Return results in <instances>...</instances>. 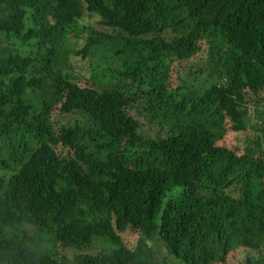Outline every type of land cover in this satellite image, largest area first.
<instances>
[{
    "label": "trees",
    "instance_id": "1",
    "mask_svg": "<svg viewBox=\"0 0 264 264\" xmlns=\"http://www.w3.org/2000/svg\"><path fill=\"white\" fill-rule=\"evenodd\" d=\"M259 112L264 0H0V264H262Z\"/></svg>",
    "mask_w": 264,
    "mask_h": 264
},
{
    "label": "rangeland",
    "instance_id": "2",
    "mask_svg": "<svg viewBox=\"0 0 264 264\" xmlns=\"http://www.w3.org/2000/svg\"><path fill=\"white\" fill-rule=\"evenodd\" d=\"M98 22V21H96ZM75 56L71 57V58H74ZM69 73H72V74H80V75H83V79H82V83H85L86 82V76H88V72H89V69L87 68V63L85 62H75V65L71 64V68L68 70ZM200 83V90H204L206 89L208 86H209V80L208 78H204L202 81L199 82ZM198 85V84H197ZM259 116V119H258V122H256L254 120V122H256L254 124V127H258V126H263L264 125V113H261L259 112L258 114ZM72 117H61L60 118V122L62 123L64 120H70ZM146 119V118H145ZM147 120V119H146ZM147 122H149L147 120ZM150 123V122H149ZM250 128H253L250 127ZM143 133L149 137V138H156L158 136H161L163 135L165 132L153 125V124H149V125H144L143 126ZM255 138V134L254 132L250 133L249 135H246L245 133H240V132H234L231 134V139H230V143H229V146L233 149H237L239 151H243L244 150V147H245V141L247 140H250V139H253ZM249 146H252V144H250ZM262 150L264 151V147L262 148ZM60 151V149H59ZM264 161V160H263ZM136 238H138V235L137 234H126L125 235V240L128 241L130 244H128L129 246L133 245L134 243H132ZM157 249V247H156ZM100 251V247H99V244L98 243H95L92 247L90 248H84V249H79L77 250L76 252L78 254H92V253H96ZM157 256L158 258L161 259V257H165L166 256V253H165V249L164 247L160 246V248L157 249ZM68 254H70V252L68 251ZM247 255L246 254H243L241 256V259H239V262L237 264H245V261L247 259ZM251 257H254L255 259L259 258L262 262V264H264V252L263 254H261L260 256L259 255H255V256H251Z\"/></svg>",
    "mask_w": 264,
    "mask_h": 264
},
{
    "label": "clouds",
    "instance_id": "3",
    "mask_svg": "<svg viewBox=\"0 0 264 264\" xmlns=\"http://www.w3.org/2000/svg\"><path fill=\"white\" fill-rule=\"evenodd\" d=\"M77 61H79V62H85V63H89V61H90V59L87 61V59L86 58H83V57H77L74 61H72V63L75 65V62H77Z\"/></svg>",
    "mask_w": 264,
    "mask_h": 264
}]
</instances>
